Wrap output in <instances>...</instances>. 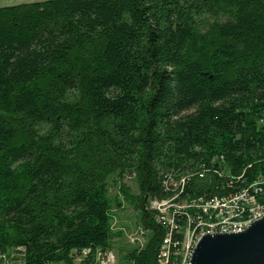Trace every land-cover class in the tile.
Masks as SVG:
<instances>
[{
	"label": "trees",
	"instance_id": "1",
	"mask_svg": "<svg viewBox=\"0 0 264 264\" xmlns=\"http://www.w3.org/2000/svg\"><path fill=\"white\" fill-rule=\"evenodd\" d=\"M124 171L146 236L117 264H159L166 237L179 264L205 200L264 204V0L0 5V253L97 264ZM170 198L172 224L150 204Z\"/></svg>",
	"mask_w": 264,
	"mask_h": 264
},
{
	"label": "built area",
	"instance_id": "2",
	"mask_svg": "<svg viewBox=\"0 0 264 264\" xmlns=\"http://www.w3.org/2000/svg\"><path fill=\"white\" fill-rule=\"evenodd\" d=\"M255 184H257V182H255ZM253 194L255 193H249L247 191V194H242L240 198L235 199H228L226 196H221L219 198L215 197V204L206 205V209H202L204 216L198 219L197 225L195 227H190L192 232L190 234L189 259H186L185 261H179V264H190L193 248L200 237L204 234L241 232L245 230L252 222L263 217L264 214H257L256 209H253V202H256L253 198ZM150 204L152 207H155L159 210L166 223L172 224L174 222L175 211L169 210V207L158 208L157 202L150 201ZM210 210H222V217L209 218ZM139 232L144 235L140 226ZM142 243L143 241L138 245H141ZM16 249L17 253H12V255L15 256L12 259L3 253H0V264H22L24 248L22 246H17ZM85 250L86 249H83L82 253H85ZM114 254L115 253H113L111 249H107L104 252L100 251L98 264H116V254ZM169 254V237H166L164 238L163 244L160 248L159 264H167V262H169Z\"/></svg>",
	"mask_w": 264,
	"mask_h": 264
},
{
	"label": "water",
	"instance_id": "3",
	"mask_svg": "<svg viewBox=\"0 0 264 264\" xmlns=\"http://www.w3.org/2000/svg\"><path fill=\"white\" fill-rule=\"evenodd\" d=\"M190 264H264V216L241 232L204 234Z\"/></svg>",
	"mask_w": 264,
	"mask_h": 264
},
{
	"label": "rangeland",
	"instance_id": "4",
	"mask_svg": "<svg viewBox=\"0 0 264 264\" xmlns=\"http://www.w3.org/2000/svg\"><path fill=\"white\" fill-rule=\"evenodd\" d=\"M23 1L25 0H0V5ZM136 191L137 187L134 176L125 171L113 173L107 181V195L110 201L112 229L113 231H120V236H116L111 239L109 248L116 254H114L116 264L121 247L136 246L145 240L146 235H142L139 232V223L136 219V211L133 209L129 200V198H131ZM217 217H222V213H218ZM191 232L192 230L188 229L187 232H185V235L189 237ZM187 236L184 237V242L187 241ZM183 247V256H185L184 251L186 250V244L183 245Z\"/></svg>",
	"mask_w": 264,
	"mask_h": 264
},
{
	"label": "bare ground",
	"instance_id": "5",
	"mask_svg": "<svg viewBox=\"0 0 264 264\" xmlns=\"http://www.w3.org/2000/svg\"><path fill=\"white\" fill-rule=\"evenodd\" d=\"M242 194H247V190L243 188L238 193L230 194V195L228 194L226 197H228V199H235V198H240L242 196ZM151 199H153V198H151ZM151 202H157V207L158 208H168L169 207V210L175 209L173 211H176V210L179 209V206L173 204L174 202L172 203L170 201V199H163V200H157V199L155 200L154 199V200H151ZM179 204H181V203H179ZM213 204H215V198H211V199L205 200L204 202H202L201 209H206V205H213ZM253 209H256L257 214H264V204L260 203V205H259L256 202H253ZM218 213H222V210H210L209 211V218H216ZM188 229H190V226H187L185 228L184 237L187 236V235H185V232H187ZM185 244H186V250L184 251L185 252V256H183L182 248H184L183 245H185ZM189 245H190V236L188 237L186 242H184V238H183L182 245L179 248L180 250L177 251V253L179 252V254H180V260L179 261H185L186 259H189V255H190V247H189Z\"/></svg>",
	"mask_w": 264,
	"mask_h": 264
}]
</instances>
